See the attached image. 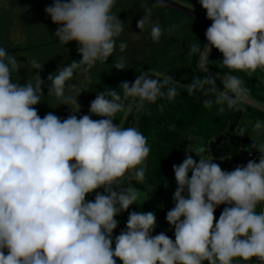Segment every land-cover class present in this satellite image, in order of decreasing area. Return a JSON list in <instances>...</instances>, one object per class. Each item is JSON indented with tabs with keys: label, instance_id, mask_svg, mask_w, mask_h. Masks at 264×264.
<instances>
[{
	"label": "clouds",
	"instance_id": "obj_1",
	"mask_svg": "<svg viewBox=\"0 0 264 264\" xmlns=\"http://www.w3.org/2000/svg\"><path fill=\"white\" fill-rule=\"evenodd\" d=\"M199 2L212 23L205 33L206 51L201 52L197 42L189 55L199 52L206 63L214 47L223 54L221 65L230 70H264V0ZM114 5L115 0H53L45 8L58 25L54 36L65 45L75 41L82 55L48 76V95L73 105L74 114L66 119L51 112L39 116L34 106L41 102L44 81L37 73L25 84L13 82L17 59L0 47V264H117V258L122 264H233L234 259L254 257L264 264V211H256L264 203V143L252 145L260 153L258 162L249 160L232 171L204 158L203 146L193 151L199 162L186 153L181 164L173 165L175 206L166 214L175 240L163 232L152 235L154 212L132 211L113 249L115 217L139 196L133 187L118 191L113 185L130 170L143 182L145 168L140 166L150 153L147 138L135 127L114 124L115 115L125 110L123 101L129 97L138 98L142 108L145 101H172L178 95L177 88L169 86L171 76L161 80L142 72L134 82L120 84L122 95L115 90L97 94L90 112L105 119L77 118L81 106L77 98L65 96L66 82L82 65L87 71L113 54L114 38L124 30L112 12ZM149 24L151 39L159 42L163 29L152 24L151 9H146L137 27L142 31ZM119 47L124 51L127 45L121 42ZM32 67L42 69L36 61ZM114 67L125 69L124 58ZM222 83L224 90L219 91L212 76L194 78L186 91L216 93L215 101L206 99L203 105L211 108L215 102L221 105L219 112L249 95L238 76L226 75ZM253 131H264V122L256 121ZM93 192L94 201H87ZM222 204L231 206L216 220L214 212Z\"/></svg>",
	"mask_w": 264,
	"mask_h": 264
},
{
	"label": "trees",
	"instance_id": "obj_2",
	"mask_svg": "<svg viewBox=\"0 0 264 264\" xmlns=\"http://www.w3.org/2000/svg\"><path fill=\"white\" fill-rule=\"evenodd\" d=\"M149 6L151 14L157 18L158 24L163 29L159 42H153L151 37L143 43L136 56L130 60H124L127 67L123 70L116 69L115 63L120 59L119 49L114 48L113 54L105 62L97 61L90 68L89 79L86 84L87 93H101L107 90H115L121 94L122 82L132 83L142 73L147 72L152 78L163 79L164 76L173 78L172 85L177 88L178 95L169 101L167 98H158L155 103L145 101L142 108L138 107V98L129 97L124 100L126 108L118 112L113 120L114 124L123 128L132 127L135 123L136 111L138 119L137 128L149 143L150 153L145 166V179L136 181V185L146 190L152 196L163 193L161 181L174 173L173 165L182 163L183 156L190 151V139L193 137L204 140L205 151L209 153V142L223 134L230 133V123L237 120L235 110L238 104L229 108L223 105L224 111L219 112L221 105L215 104L211 108H205L203 101L211 99L215 101L216 93L209 91L207 95L202 91H195L189 95L186 86L192 83L194 78L210 76L199 68L200 53L189 55L191 45L199 42L201 52L207 43L206 30L209 26L191 17L166 8L158 3L148 0H138ZM189 7L206 14L199 0H178ZM171 29V31H169ZM223 54L212 47L206 66L220 74L235 75L244 81V86L249 89V97L260 100L264 91V81L257 79L241 71L230 70L222 66ZM161 74L157 76L156 74ZM213 77V76H212ZM215 78V77H213ZM216 79V88L223 91L222 80ZM206 89L211 86L206 85ZM166 88L162 91L166 92ZM130 107V111L128 108ZM250 113L256 114L264 122V111L254 107H248ZM105 119V117L93 116V120ZM238 130H240L238 128ZM249 140V139H248ZM251 142L249 140L248 144ZM257 159L260 153L256 152ZM129 173L115 185L116 190L127 189L130 185ZM103 193V189H99ZM96 193L86 196L87 201H94ZM172 208H164L152 205L140 199L131 205L126 212H121L115 217L118 226L113 232V249L115 237L121 231L126 230V222L132 211L154 212L156 226L152 235L161 232L175 240L174 227L166 220V214ZM256 211L260 212V204ZM216 220L219 216H214ZM117 264H122L117 258ZM207 264V261L204 262ZM233 264H240V260L234 259Z\"/></svg>",
	"mask_w": 264,
	"mask_h": 264
},
{
	"label": "rangeland",
	"instance_id": "obj_3",
	"mask_svg": "<svg viewBox=\"0 0 264 264\" xmlns=\"http://www.w3.org/2000/svg\"><path fill=\"white\" fill-rule=\"evenodd\" d=\"M52 3L53 0H0V47L7 49L8 53L14 55L17 59L19 70L13 71V82L25 84L30 79L34 80L37 73L44 81L42 85L43 94H41V102L34 106L38 110L39 116L43 118L47 113L51 112L63 120L74 114L71 110L73 105L71 103L67 105L63 104L61 99H58L54 95H48L49 86L51 84V81H48V76L50 74L55 76L59 69L71 64L73 61L81 60L82 55L78 52V45L75 41L65 45L54 36L58 25L54 24L50 16L45 12V8L52 5ZM148 8L149 6L147 4L138 0H115L112 12L124 23L123 32L118 37L114 38L115 47L119 49L120 58L123 57L124 60H130L136 56L143 46V43L149 39L151 24L146 25L142 31L137 27V22L143 18L145 10ZM151 22L152 24L159 23L154 14H151ZM121 42L127 45L124 51L120 50L119 45ZM204 51H206V45L203 49V52ZM33 61L39 63L42 69L37 70L33 68ZM198 64L203 72H205L204 69L207 68L208 72L205 73L210 76L220 80L226 76L208 68L200 58ZM85 67L86 66L82 65L80 68L74 70L73 78L66 82L65 96L77 98V102L81 106L80 112L75 113L77 118L83 115H90L93 119L94 114L90 112V104L96 98L97 94L86 92L90 68L84 71ZM249 74L264 80V70L262 69L258 68L255 72H249ZM262 95L263 97L260 100H256V102L253 101V98L248 96L245 100L238 103L236 108L237 111L235 112L238 117L237 120L234 121V126L231 129V131L237 132V134L241 132V129H244L245 134L243 137L251 141L256 140L258 143H264V131L257 133L253 131V128L256 121L259 120L263 122V120L256 114L250 113L248 107L264 110V91ZM137 119L138 111H136L135 123L132 127L136 126ZM238 125L240 130L237 129ZM204 143V140L200 138H191V151L187 154L191 155L193 159L199 162V157L196 156L193 151L200 146L205 148ZM246 149H250L249 144H247ZM205 153L206 151L201 154L204 158L210 157V154L206 155ZM255 161L258 162L259 159ZM146 162L147 159L145 164L140 167L145 168ZM128 173L130 175L129 187L135 188L139 193L137 200L140 199L141 201H146L155 206L165 205L162 204L164 201L173 202L172 199H166L174 195L177 188L174 173L166 176L162 181L161 187L164 191L163 194L159 196H152L146 190L136 185L135 182L137 180L135 179L134 170H130ZM190 176L191 172H189V177Z\"/></svg>",
	"mask_w": 264,
	"mask_h": 264
},
{
	"label": "water",
	"instance_id": "obj_4",
	"mask_svg": "<svg viewBox=\"0 0 264 264\" xmlns=\"http://www.w3.org/2000/svg\"><path fill=\"white\" fill-rule=\"evenodd\" d=\"M148 1L158 3L161 5L159 0H148ZM163 2L164 3L162 6L169 8V9H172V10H174L178 13H181L183 15H186L188 17H191L195 20H198V21L202 22V24L204 23L205 25L210 26L212 23V21L207 18L206 14L201 13V12H199V11H197V10L187 6V5H184L183 3H180V2L175 1V0H163ZM230 95L232 96V98H235L234 94H230ZM233 126H234V123L231 122L230 126H229L230 129H232ZM226 134L220 135L215 140H212L209 142V154H210L209 158H213V162L219 164V166L221 167L222 170L232 171L238 165H246L250 159L246 158L248 150L246 148H244L243 146H241L240 144L238 145L237 149H235L234 151L231 150L230 148H224L223 146H219L220 141L227 138ZM248 142H249L248 138H246V137L242 138V144L243 145H247ZM226 158L231 159L236 164L225 165L223 162ZM230 206L231 205H224V204L217 206V208L214 212V216H216V217L220 216L223 209L225 207H230Z\"/></svg>",
	"mask_w": 264,
	"mask_h": 264
},
{
	"label": "built area",
	"instance_id": "obj_5",
	"mask_svg": "<svg viewBox=\"0 0 264 264\" xmlns=\"http://www.w3.org/2000/svg\"><path fill=\"white\" fill-rule=\"evenodd\" d=\"M241 72H243V71H241ZM244 73H246L248 75H251V74H249V72H244ZM253 143H258V142H256V140H254V141H251L249 143L250 149H248L246 158L250 159V160H256L257 159V155H256L257 150L252 147ZM223 163L225 165H227V164H232V165L236 164L234 161H232L231 159H228V158H226ZM261 211H264V203L260 204V212ZM239 260H240V264H259V262L257 261V259L255 257L251 261H243L242 259H239Z\"/></svg>",
	"mask_w": 264,
	"mask_h": 264
},
{
	"label": "flooded vegetation",
	"instance_id": "obj_6",
	"mask_svg": "<svg viewBox=\"0 0 264 264\" xmlns=\"http://www.w3.org/2000/svg\"><path fill=\"white\" fill-rule=\"evenodd\" d=\"M226 137L227 138L220 141L219 146H223L224 148H230L233 151L237 149L239 144L244 148H246L247 146L242 144L243 137L237 134V132L230 131V133L226 134Z\"/></svg>",
	"mask_w": 264,
	"mask_h": 264
},
{
	"label": "crops",
	"instance_id": "obj_7",
	"mask_svg": "<svg viewBox=\"0 0 264 264\" xmlns=\"http://www.w3.org/2000/svg\"><path fill=\"white\" fill-rule=\"evenodd\" d=\"M252 76V75H251ZM256 78V77H255ZM257 79H260V78H257ZM260 80H263V79H260ZM264 81V80H263ZM253 101L254 102H256V99H253ZM263 110V109H262ZM235 111H237V109L235 110ZM264 111V110H263ZM236 114V113H235ZM242 118V117H241ZM240 121H241V119L239 120V125H240ZM239 125H238V128H239ZM237 128V129H238ZM239 135H240V133H239ZM243 137V136H242ZM205 146V145H204ZM190 151H191V146H190ZM206 155L207 154H209V153H205ZM186 155V154H185ZM185 155L183 156V159H182V162H183V160L185 159ZM208 158H209V156H208ZM164 180V179H163ZM162 180V181H163ZM162 181H161V183L160 184H162ZM163 191H164V189H163ZM163 194V193H162ZM172 195V194H171ZM185 196L187 197V194L185 193ZM170 199H172L173 200V195L171 196V197H169V198H167L166 200H170ZM162 204H165V205H161V206H159V207H164V208H173L174 206H175V202H174V200H173V202L172 201H167V202H165L164 201V203H162ZM168 206V207H167Z\"/></svg>",
	"mask_w": 264,
	"mask_h": 264
}]
</instances>
